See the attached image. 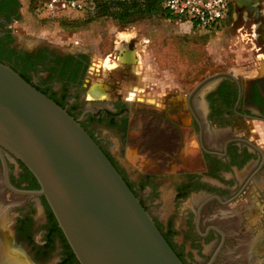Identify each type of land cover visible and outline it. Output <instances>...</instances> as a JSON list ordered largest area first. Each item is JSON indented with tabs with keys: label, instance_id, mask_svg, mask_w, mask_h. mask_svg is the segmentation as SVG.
Returning <instances> with one entry per match:
<instances>
[{
	"label": "flooded vegetation",
	"instance_id": "1",
	"mask_svg": "<svg viewBox=\"0 0 264 264\" xmlns=\"http://www.w3.org/2000/svg\"><path fill=\"white\" fill-rule=\"evenodd\" d=\"M237 13L242 21L253 20L251 28L258 25L256 35L264 48V21L259 22L258 10L241 7L234 12L230 1L228 17ZM19 14V0H0V55L11 59L18 74L79 122L179 260L183 264H264V72L222 73L211 84L203 87L208 82L203 81L190 90L182 104L193 136L190 147L173 124L171 137L177 140H170L168 134L158 141V148L151 150L158 152L157 159L145 155L142 148L136 150L152 162L140 171L112 154L110 140L100 127L103 124L115 133L119 152L125 156L129 96L136 84L129 79L135 74L127 73L128 65L123 71L125 98L89 104L82 97L89 53L44 42L18 43L13 25ZM178 102L173 97L170 109L175 110ZM253 123L259 128L252 130L251 138L244 127ZM0 189L2 227L7 244L18 255L28 264H79L46 200L35 195L40 187L33 175L1 147Z\"/></svg>",
	"mask_w": 264,
	"mask_h": 264
},
{
	"label": "rangeland",
	"instance_id": "2",
	"mask_svg": "<svg viewBox=\"0 0 264 264\" xmlns=\"http://www.w3.org/2000/svg\"><path fill=\"white\" fill-rule=\"evenodd\" d=\"M46 2L19 0L20 14L13 25L17 42L25 46L44 42L71 51L84 48L90 60L82 97L89 104L125 98L127 84H123V71L128 65L127 73L135 74L129 83L136 84L131 90L135 95L128 105L129 127L124 147L142 148L151 159L158 157L157 151H151L158 148V141L166 140L168 134L170 140H177L171 137L173 124L175 133L181 132L185 145L190 147L193 140L190 121L184 118L182 109L184 96L190 90L203 81H208L203 87L211 84V79L222 73L253 76L264 72V48L260 47V35H256L258 25L251 28L253 20L242 21L238 13L226 18L220 27L201 30L194 29L184 18L174 21L159 15L134 16L121 22L96 16L93 9L86 7L46 10ZM231 3L234 12L241 7L258 10L259 22L264 21V0H231ZM108 74H112L111 78H107ZM91 88L98 93L103 91L104 95L94 94ZM173 97L176 102L182 101L175 110L170 109ZM258 126L253 123L244 128L252 138L255 134L252 130ZM100 127L110 140L108 147L112 154L122 164H130L119 152L115 133L103 124Z\"/></svg>",
	"mask_w": 264,
	"mask_h": 264
},
{
	"label": "water",
	"instance_id": "3",
	"mask_svg": "<svg viewBox=\"0 0 264 264\" xmlns=\"http://www.w3.org/2000/svg\"><path fill=\"white\" fill-rule=\"evenodd\" d=\"M0 147L33 175L79 264H183L79 122L2 62Z\"/></svg>",
	"mask_w": 264,
	"mask_h": 264
},
{
	"label": "built area",
	"instance_id": "4",
	"mask_svg": "<svg viewBox=\"0 0 264 264\" xmlns=\"http://www.w3.org/2000/svg\"><path fill=\"white\" fill-rule=\"evenodd\" d=\"M161 6L171 15L170 20L188 19L194 29L212 30L220 27L229 14L231 0H160ZM96 0H48L46 10L57 8L93 9Z\"/></svg>",
	"mask_w": 264,
	"mask_h": 264
},
{
	"label": "trees",
	"instance_id": "5",
	"mask_svg": "<svg viewBox=\"0 0 264 264\" xmlns=\"http://www.w3.org/2000/svg\"><path fill=\"white\" fill-rule=\"evenodd\" d=\"M92 12L96 16L111 17L121 22L127 21L134 16L159 15L167 19L171 18V15L161 6L160 0H96ZM0 62L9 65L16 71V65L11 59L2 58L0 55Z\"/></svg>",
	"mask_w": 264,
	"mask_h": 264
},
{
	"label": "bare ground",
	"instance_id": "6",
	"mask_svg": "<svg viewBox=\"0 0 264 264\" xmlns=\"http://www.w3.org/2000/svg\"><path fill=\"white\" fill-rule=\"evenodd\" d=\"M90 91L100 96L104 95L103 91L98 93L93 88H91ZM132 95L133 94L130 93V98L132 97ZM90 97H91V94H90ZM3 198L4 196L0 189V200ZM2 216L3 215H0V264H28L26 260L23 259L22 256L18 255L19 252L17 250H15L14 248H12L11 246L7 244L8 236L6 235L5 230H3V227H2V222H3Z\"/></svg>",
	"mask_w": 264,
	"mask_h": 264
},
{
	"label": "crops",
	"instance_id": "7",
	"mask_svg": "<svg viewBox=\"0 0 264 264\" xmlns=\"http://www.w3.org/2000/svg\"><path fill=\"white\" fill-rule=\"evenodd\" d=\"M125 157L127 162L140 171H146L148 167L152 166L151 160L136 152V148L133 146L125 149Z\"/></svg>",
	"mask_w": 264,
	"mask_h": 264
}]
</instances>
